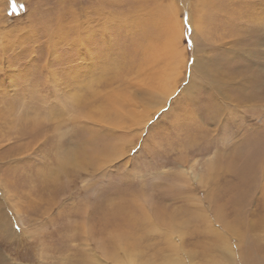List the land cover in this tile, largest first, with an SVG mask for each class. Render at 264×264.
I'll use <instances>...</instances> for the list:
<instances>
[{"label":"rangeland","instance_id":"1","mask_svg":"<svg viewBox=\"0 0 264 264\" xmlns=\"http://www.w3.org/2000/svg\"><path fill=\"white\" fill-rule=\"evenodd\" d=\"M200 1L0 0V264H89L90 258L114 264L112 255L123 256L113 242L119 232L141 241V264L172 256L180 264H207L201 251L208 245L219 264H240L221 254L209 231L229 238L238 252L235 235L222 231L234 222L240 231L253 225L249 241L264 257V159L257 161L264 152V0ZM190 34L186 46L182 38ZM201 41L210 50L202 52ZM191 72L201 83L191 80L186 96L181 91ZM160 79L170 85L174 79V89H151ZM245 95L251 101L240 107L233 99ZM86 96L90 106L69 104ZM110 99H116L112 106ZM109 108L120 115L112 126L82 116ZM249 135L247 153L242 142ZM116 143L119 154L98 163L93 153L104 148L106 154ZM63 144L87 150L62 157L68 161L59 166ZM252 151L262 167L239 193L243 177L233 171L234 161ZM198 192L199 199L215 195L222 207L209 210L203 199L189 207ZM234 197L236 206L228 203ZM143 211L151 216L144 224L138 221ZM170 214L176 222L199 217L187 224L185 237H176L175 255L152 226Z\"/></svg>","mask_w":264,"mask_h":264},{"label":"bare ground","instance_id":"2","mask_svg":"<svg viewBox=\"0 0 264 264\" xmlns=\"http://www.w3.org/2000/svg\"><path fill=\"white\" fill-rule=\"evenodd\" d=\"M200 1V0H199ZM99 2V1H98ZM201 2V1H200ZM217 2V1H216ZM205 3V2H204ZM203 3V4H204ZM200 4L201 3H198L197 4V6H196V8H197V12H198V10H200L199 8H200ZM227 4V3H226ZM205 5V4H204ZM207 6V5H206ZM257 6V5H256ZM202 7V6H201ZM101 9V8H100ZM204 12V11H203ZM202 12V13H203ZM84 14V13H83ZM79 15V14H78ZM95 15V14H94ZM201 15H203V14H201ZM68 17V16H67ZM115 18H117V17H115ZM255 19V18H254ZM264 19V18H263ZM97 20V19H96ZM96 20H94V21H96ZM261 20V19H260ZM259 20V21H260ZM98 21H100V20H98ZM252 21V20H251ZM99 23V22H98ZM102 23H104V22H102ZM100 24V23H99ZM130 24V23H129ZM132 24V23H131ZM137 24V23H136ZM63 26H65V25H62V27ZM73 26V25H72ZM82 26H84L83 24H82ZM130 27H132L131 25H129ZM142 26V25H141ZM160 26V25H159ZM263 26H264V24H263ZM76 27V26H75ZM81 27V26H80ZM136 28H137V26H135ZM231 27V26H230ZM79 28V27H78ZM62 29V28H61ZM61 29H59V31H61ZM67 29H69L70 30V28H67ZM81 29V28H80ZM168 29V28H167ZM181 29V28H180ZM194 29H196V28H194ZM64 30V29H63ZM73 30V29H72ZM76 30V29H75ZM153 30V29H152ZM175 30V29H174ZM68 31V30H67ZM66 31V32H67ZM151 31V30H150ZM182 31V30H181ZM263 31V30H262ZM79 32V31H78ZM159 32V31H158ZM176 32V31H175ZM174 31H172L171 32V34H173V36H174V33H175ZM199 32V31H198ZM258 32V31H257ZM256 32V33H257ZM82 33V32H81ZM80 33V34H81ZM152 33V32H151ZM193 33H196V31L195 32H193ZM192 33V34H193ZM79 34V35H80ZM140 34H142V33H140ZM144 34V33H143ZM150 34V33H149ZM181 34V33H180ZM202 34V33H201ZM258 34V33H257ZM66 35V34H65ZM69 35V34H68ZM71 35H73L72 33H71ZM77 35V34H76ZM83 36H84V34H82ZM208 35V34H207ZM247 35V34H246ZM59 36V35H58ZM74 36H75V34H74ZM78 36V35H77ZM83 36H81V38L83 37ZM205 36V35H204ZM72 37V36H71ZM88 37V36H87ZM147 37H148V35H147ZM157 37V36H156ZM59 38V37H58ZM80 37L78 38V39H81ZM84 38V37H83ZM134 38V37H133ZM194 38V37H193ZM60 39H61V37H60ZM63 39V38H62ZM72 39H73V37H72ZM71 39V40H72ZM78 40L77 38H75L74 37V40ZM157 39V38H156ZM176 39H177V37H176ZM180 39V38H179ZM206 39V38H205ZM66 40V39H65ZM75 40V41H76ZM89 40V39H88ZM127 40V39H126ZM148 40V39H147ZM64 41V40H63ZM74 41V42H75ZM87 41V40H86ZM203 41H204V39H203ZM203 41H201V43H203ZM212 41V40H211ZM64 42H66V41H64ZM151 42V41H150ZM196 42V41H195ZM199 42V41H198ZM205 42V41H204ZM252 42V41H251ZM89 43V42H88ZM87 43V44H88ZM194 43V42H193ZM228 43V42H227ZM73 44V43H72ZM71 44V45H72ZM258 44H260V43H258ZM150 45V44H149ZM177 45V44H176ZM209 45V44H208ZM207 44H202V46L200 45V47H201V49L199 48V46L197 45V49H198V51H199V49L203 52H205L207 49H209L210 50V47L208 46ZM64 46V45H63ZM133 46V45H132ZM139 46V45H138ZM244 46V45H243ZM142 47V46H141ZM178 47V46H177ZM259 47H260V45H259ZM133 48H135V47H133ZM147 48V47H146ZM223 48V47H222ZM132 49V48H131ZM145 49V48H144ZM151 49V48H150ZM215 49V48H214ZM152 50V49H151ZM185 50V49H184ZM240 50V49H239ZM132 51H135L134 49L132 50ZM216 51V50H215ZM142 52V51H141ZM153 52V51H152ZM172 52V51H171ZM201 52V53H202ZM225 52V51H224ZM132 53V52H131ZM144 53V52H143ZM173 53H174V51H173ZM215 53V52H214ZM219 53V52H218ZM221 53V52H220ZM230 53V52H229ZM145 54V53H144ZM136 55V54H135ZM170 55V54H169ZM215 55V54H214ZM219 55V54H218ZM221 55V54H220ZM242 55V54H241ZM140 56V55H139ZM143 56V59H144V55H142ZM174 56V55H173ZM176 57V59H177V54L175 55ZM230 56V55H229ZM261 56H262V54H261ZM141 57V56H140ZM168 57V56H167ZM166 57V58H167ZM202 57V56H201ZM214 57V56H213ZM137 58V57H136ZM135 58V59H136ZM168 58H170V57H168ZM194 58V57H193ZM217 58V57H216ZM141 59V58H140ZM149 59V58H148ZM147 58L146 59H144V61L145 60H147V61H150V60H148ZM174 59V58H173ZM195 59H196V57H195ZM194 59V60H195ZM239 59V58H238ZM136 60H138V59H136ZM167 60V59H166ZM165 60V61H166ZM141 62H143V60L141 59L140 60ZM164 61V62H165ZM169 61V60H168ZM173 61V60H172ZM177 61H178V59H177ZM197 61H198V59H196L195 61H193V63L195 62V64L193 65V71H194V67H196L197 66ZM218 61V60H217ZM241 61H242V59H241ZM133 62V61H132ZM131 62V63H132ZM171 62V61H170ZM223 62V61H222ZM231 62V61H230ZM148 63V62H147ZM168 63V62H167ZM209 63V62H208ZM225 63V62H224ZM128 64V63H127ZM164 64V63H163ZM173 64H174V62H173ZM172 64V65H173ZM231 65H233V64H231ZM170 66H171V63H170ZM169 66V67H170ZM174 66V65H173ZM132 67V66H131ZM145 67V66H144ZM168 67V68H169ZM252 67V66H251ZM250 67V68H251ZM202 68H203V64H202ZM205 68V67H204ZM256 68V67H255ZM165 69V68H164ZM164 69H162V70H164ZM254 69V68H253ZM257 69V68H256ZM166 70V69H165ZM225 70V69H224ZM229 70V69H228ZM237 70V69H236ZM250 70V69H249ZM95 71V70H94ZM204 71V70H203ZM89 72V71H88ZM161 72V71H160ZM159 72V73H160ZM168 72H169V70H168ZM198 72H201V70L200 71H198ZM230 72V71H229ZM204 73L206 74V70L204 71ZM170 74V73H169ZM192 74H193V72H191V78H190V80H189V83L187 82V84H185L186 86H184L183 88H182V93H184L185 92V95L187 96L188 95V86H189V84H190V81L192 80L193 82H199V80H194L193 79V76H192ZM216 74H218V73H214L213 74V76L211 77L212 78V82H214V83H218L217 81H216ZM247 74V73H246ZM256 74H258V73H256ZM171 75H172V71H171ZM252 75V74H251ZM113 76V75H112ZM143 76V75H142ZM153 76V75H152ZM157 76V75H156ZM219 76H221L220 74H219ZM219 76H217V77H219ZM160 77V76H159ZM159 77H157V78H159ZM254 77V76H253ZM111 78H113V77H111ZM167 78V77H166ZM196 78V77H195ZM216 78V79H215ZM102 79V78H101ZM153 79V78H152ZM103 80V79H102ZM163 79H160V82L159 83H156V81H154V83H155V85L156 86H154L153 88H151V89H156L158 86H162L161 88H160V90L161 91H163L164 90V87H166L165 89H166V91H165V93L167 92H169L170 90H173L174 89V85H175V81H174V79H172L173 80V82H174V84H168L167 82H169V81H165V79L162 81ZM171 80V81H172ZM165 81V82H164ZM222 81V80H221ZM220 81V82H221ZM254 81V80H253ZM99 82H101V80H99ZM236 82V81H235ZM199 83H201V82H199ZM226 83V82H225ZM98 84V83H97ZM103 84H105V83H103ZM203 84V83H202ZM221 85H222V87H223V83H220ZM215 85V84H214ZM213 85V86H214ZM254 85H257V84H254ZM168 86H170V90L168 89L169 87ZM229 86V85H228ZM231 86V85H230ZM218 86H216L215 85V89L217 88ZM235 87V86H234ZM89 88V87H88ZM92 88V87H91ZM186 88V90L184 91V89ZM212 88V87H211ZM167 89H168V91H167ZM219 90V89H218ZM92 91H94L93 89H92ZM215 91V90H214ZM172 93V92H171ZM196 93V92H195ZM216 93L218 94L219 92H217V90H216ZM143 94H145L144 92H143ZM147 94V93H146ZM157 94V93H156ZM155 94V95H156ZM170 94V93H169ZM254 94H255V92H254ZM219 95V94H218ZM147 96V95H146ZM190 96V95H189ZM253 96V95H252ZM257 96H259V95H257ZM117 98H120V96L119 97H117ZM116 98V99H117ZM191 98H193V97H191ZM87 99V96L86 97H80L79 99H77V98H72L71 99V103H69V104H72V105H76V106H78L79 104H81V105H87V106H90V102L89 101H87L86 100ZM116 99L114 100H112V99H110L111 100V103H109L108 105L109 106H112L113 105V102L115 103L116 102ZM159 99V98H158ZM187 99V98H186ZM25 99H23V101H24ZM129 100V99H128ZM140 100V99H139ZM160 100V99H159ZM192 100V99H191ZM213 100H215V99H213ZM231 99L229 98V101H230ZM235 102H236V104L238 103V104H240V107H241V104L244 102V101H247V102H249V101H251L250 100V97H249V95H245V96H243V98L242 97H238V96H236L234 99H233ZM119 102V101H118ZM159 102V101H158ZM161 102V101H160ZM190 102V101H189ZM214 102V101H213ZM212 102V103H213ZM234 102V103H235ZM147 103H148V101H147ZM209 103V102H208ZM233 103V104H234ZM122 104V103H121ZM120 103H119V105H121ZM210 104V103H209ZM224 104V103H223ZM226 104V103H225ZM250 104V103H249ZM118 105V106H119ZM126 105V104H125ZM157 105V104H156ZM206 105V104H205ZM212 106H213V104H211ZM231 105V104H230ZM211 106V107H212ZM233 106H236V105H233ZM237 106H239V105H237ZM244 106V105H243ZM64 107V106H63ZM65 107H68V106H65ZM73 107V106H72ZM126 107V106H125ZM136 107V106H135ZM138 107V106H137ZM161 107H163V106H161ZM216 107L218 108V105L216 104ZM69 109H70V107H68ZM208 108H210V106L208 107ZM227 108H229V107H227ZM74 109V108H73ZM110 109V108H109ZM64 110V109H63ZM133 110V109H132ZM213 110V109H212ZM222 109H220V111H221ZM227 110H229V109H227ZM6 111V110H5ZM209 111V110H208ZM226 111V110H225ZM15 112V111H14ZM61 112V111H60ZM64 111H62L61 113H63ZM97 113H96V116H95V114H94V116L92 115V113H86V114H83L82 116L85 118V119H88V120H93V123L96 121V123L99 121V122H103L104 124H106V125H115L114 124V121L117 119V122H115V123H119V121H118V119L120 118V115L118 116V112L117 111H115V110H113V108H111L110 110H109V112L108 111H104V110H98V111H96ZM158 112V111H157ZM65 113V112H64ZM207 113V112H206ZM224 113V112H223ZM66 115H68L67 113H65ZM120 114V113H119ZM208 114V113H207ZM12 115V114H11ZM71 115V114H70ZM135 116H136V114H134ZM133 115V116H134ZM65 116V115H64ZM132 115H131V117H133ZM138 116V115H137ZM136 116V117H137ZM39 117V116H38ZM75 117V116H74ZM127 117V116H126ZM138 117H141V116H138ZM137 117V118H138ZM60 118H62V117H60ZM66 118V117H65ZM64 117H63V119H65ZM50 119V118H49ZM121 119H122V117H121ZM125 119V118H124ZM133 119H136L135 117H133ZM41 120V119H40ZM123 120V119H122ZM128 120H129V117H128ZM145 120V119H144ZM17 121V120H16ZM15 121V122H16ZM55 121H56V119H55ZM64 121V120H63ZM62 121V122H63ZM121 121V120H120ZM133 121V120H132ZM136 121V120H135ZM61 123V122H60ZM134 123V122H133ZM43 124V123H42ZM64 124V123H63ZM77 124V123H76ZM99 124V123H98ZM104 124H102V125H104ZM122 124V123H121ZM20 125V124H19ZM32 125V124H31ZM62 125V124H61ZM61 125H59V126H61ZM78 125V124H77ZM100 125V124H99ZM111 125V126H112ZM32 127V126H31ZM121 127V126H120ZM118 128V127H117ZM117 128H115V129H117ZM135 129V128H134ZM245 130V129H244ZM110 131V130H109ZM136 131V130H135ZM65 132V131H64ZM80 132V131H79ZM112 132H113V130H112ZM62 133V132H61ZM108 134V133H107ZM129 134V133H128ZM134 134V133H133ZM109 135V134H108ZM122 136V135H121ZM109 137V136H108ZM249 138H250V135L248 136ZM247 137V138H248ZM122 138H123V136H122ZM106 139V138H105ZM129 139H130V137H129ZM85 140H87V139H85ZM245 140V139H244ZM251 138H250V140L249 141H243L242 143H244V142H246V144L248 145V147L247 146H245L246 147V149H247V153H248V149H249V147H250V145H252L251 144ZM101 143V142H100ZM259 144L261 145V140H259ZM80 145V144H79ZM98 145V144H97ZM96 145V146H97ZM130 148V147H129ZM246 149H245V151H246ZM60 151H57V153H56V156H57V160H59V162H60V164H59V166H62V164L63 163H65V162H67L68 160H66V159H63V161H62V157H65V158H67V159H69L70 158V160L72 159V156H78V157H83L82 156V154H84L85 155V152H86V148L85 147H83V146H77V147H74L73 148V146L72 145H70V144H63V149H59ZM103 150H104V148H103ZM102 150V151H103ZM102 151H97V153H93L94 154V156H96V158H97V160H98V163L100 162V164H104L105 162H108V159L107 158H112V157H115L116 155H118L119 154V152L121 151V146L119 145V143H116L115 144V146H113V147H110V145L108 146V150H106V154L103 152V153H101ZM107 151H109V153H110V156H109V154L107 153ZM73 152H74V154H73ZM238 152H239V150H238ZM82 153V154H81ZM240 153V152H239ZM242 153H245V152H242ZM242 153H240V154H242ZM253 154H254V151H252V152H250L248 155H247V157H243V156H246V155H243L242 157L243 158H241V157H239V158H241V159H238V157H237V159L234 161V163H235V165H234V167L232 168L233 169V171H235V173H236V171H239V173L242 175V177H243V181L241 182V184L239 185V188L240 189H238V191H239V193H241V190L242 189H245V188H249L251 185H250V181L248 180V177L249 176H251V175H254V174H256L258 171H259V168H261L262 166H256V162H254V161H256V160H252V157H253ZM95 158V157H94ZM254 159H256L255 157H254ZM261 159H264V152H263V156H259V158L257 159V161L259 162L260 161V163H261ZM107 160V161H106ZM88 161V160H87ZM264 161V160H263ZM95 162V161H94ZM83 163H86L85 161H83ZM93 164V163H92ZM211 164H213V162L211 163ZM94 165H96V164H94ZM98 165V164H97ZM209 165V164H208ZM207 165V166H208ZM258 165H260V164H258ZM76 166V165H75ZM80 166V165H79ZM263 166H264V164H263ZM66 167V166H65ZM95 167V166H94ZM209 167V166H208ZM214 166H211L209 169H212ZM76 168V167H75ZM97 168V167H96ZM103 168H105L104 166H103ZM226 168V167H225ZM229 168V167H228ZM227 168V169H228ZM192 169V168H191ZM231 169V170H232ZM104 170V169H103ZM213 170V169H212ZM215 170L217 171V169L215 168L212 172H213V174H215L216 172H215ZM262 170V169H261ZM60 171V170H59ZM207 171V170H206ZM211 171V170H210ZM226 172H227V170H225ZM57 172H58V170H57ZM98 172H99V170H98ZM101 172V171H100ZM229 172V171H228ZM227 172V173H228ZM189 173V172H188ZM208 173V172H207ZM206 173V174H207ZM263 173V172H262ZM85 174V173H84ZM237 174V173H236ZM260 175V174H259ZM262 175V174H261ZM105 177V176H104ZM161 177V176H160ZM164 177V176H163ZM188 177V176H187ZM216 177V176H215ZM103 178V177H102ZM199 179H200V181L198 180V182L199 183H202V177H199ZM261 179V178H260ZM67 181V180H66ZM262 182L264 181V179L263 180H261ZM255 182V181H254ZM190 183V182H189ZM255 184H256V182H255ZM264 184V183H263ZM34 185V184H33ZM41 185V184H40ZM90 185V184H89ZM110 185V184H109ZM233 186V185H232ZM235 186V185H234ZM256 186H257V184H256ZM36 187V186H35ZM231 187V186H230ZM238 187V186H237ZM175 188V187H174ZM253 188V187H252ZM104 190H106V189H104ZM108 190V189H107ZM235 190V189H234ZM233 190V191H234ZM172 191V190H171ZM199 191V190H198ZM212 191V190H211ZM236 191V190H235ZM244 191V190H243ZM51 192V191H50ZM114 192H116V191H114ZM237 192V191H236ZM235 192V193H236ZM113 193V192H112ZM239 193H237L238 195L237 196H240L241 194H239ZM198 194H199V192L198 193H195V194H193V198H191L190 200L192 201V203L191 204H188V206L190 207V206H192V207H195V206H197V205H200L201 206V199H203V201L204 202H207V204H208V207H209V210H210V208L212 209H214V208H221L222 206H220V205H218V203H216V200H217V197L215 196V195H209V194H207L205 197L203 196V198H200L199 199V197L200 196H198ZM230 194V193H229ZM229 194H227V195H229ZM102 195V194H101ZM36 196V195H35ZM99 196V195H98ZM40 197V196H39ZM73 197V196H72ZM143 197V196H142ZM233 197V196H232ZM229 199V198H228ZM188 200V199H187ZM206 200V201H205ZM253 200V199H252ZM168 201V200H167ZM202 201V202H203ZM215 201V202H214ZM146 202V201H145ZM188 202H190V201H188ZM251 202V201H250ZM41 203V202H40ZM54 203V202H53ZM56 203V202H55ZM79 203V202H78ZM220 203V202H219ZM228 203H230V204H233V205H237V198L236 197H234V198H232ZM138 205H139V202H138ZM193 205H195V206H193ZM143 206V205H142ZM206 206V205H205ZM144 207V206H143ZM263 207V206H262ZM86 208H88V206L86 207ZM90 209V208H89ZM149 209V208H148ZM194 209H196V208H194ZM208 209V208H207ZM223 209V208H222ZM87 210V209H86ZM150 210V209H149ZM197 210H199L198 208H197ZM201 210V209H200ZM206 210V209H205ZM74 211V210H73ZM151 211V210H150ZM216 211V210H215ZM60 212V211H59ZM79 212V211H78ZM88 212V211H87ZM217 212V211H216ZM221 212V211H220ZM244 212V211H243ZM86 213V212H85ZM85 213H83V214H85ZM120 213V212H119ZM144 213V214H143ZM143 213L141 214V218H140V220H138V221H141V222H143V224L145 223V222H147V220L148 221H150L151 219V216H150V214H148L147 212H145V211H143ZM180 213V212H179ZM211 213H212V211H211ZM218 213H219V211H218ZM237 214H238V212H236ZM240 213V212H239ZM196 214V213H195ZM195 214H192V215H190V217H187L185 220H182V221H180V222H176L173 218H172V216H171V214L170 215H167V218H165L163 215L162 216H157V219H158V221L156 222V224L155 225H153L152 224V226L154 227V229L156 230V231H160V232H162L163 234H164V236L167 238V240L166 241H168V249H169V252H170V254L171 255H175V254H178V253H180V249L178 248L179 246L177 245H175L174 244V241H176L175 239H176V237H181V238H183V237H185L186 235H187V229H188V227H187V229H186V226H187V224H189L191 221H195L197 218H199L197 215H195ZM206 214V213H205ZM207 214H208V212H207ZM222 214V213H221ZM64 215V214H63ZM200 215V214H199ZM209 215V214H208ZM214 215H216V214H214ZM186 216V215H185ZM205 215L203 214V217H204ZM207 216V215H206ZM16 217H18V216H16ZM15 217V218H16ZM89 217V216H88ZM210 217V216H209ZM219 217V216H218ZM213 218V217H212ZM216 218V217H215ZM221 218H222V216H221ZM234 218V217H233ZM237 218V217H236ZM20 219V218H19ZM181 219V218H180ZM184 219V218H183ZM206 219V218H205ZM225 219V218H224ZM132 220V219H131ZM202 220V219H201ZM211 220V219H210ZM230 221V220H229ZM238 223L239 224H241V219H239L238 218ZM203 222V221H202ZM211 222H212V220H211ZM216 222V221H215ZM217 222H219V221H217ZM244 222V221H243ZM252 222V221H251ZM262 222V221H261ZM75 223V222H74ZM87 223V222H86ZM85 222H84V224H86ZM106 223V222H105ZM221 223V222H220ZM226 223H228V222H226ZM247 223V222H246ZM78 224V223H77ZM134 224L136 225V226H134ZM137 224L139 225V223L138 222H134L132 225H130L129 226V228H130V230H137L138 229V227H137ZM212 224V223H211ZM107 225V224H106ZM198 225V224H197ZM207 225V224H206ZM209 225V224H208ZM221 225V224H220ZM223 225V224H222ZM236 225H237V223L236 222H234L233 224H231V225H229V226H227L225 229L223 228L222 229V231L225 233V234H227L228 235V233H230V234H233V235H235V237L237 238V240H238V243H240V244H238L239 245V251L238 252H235V251H233L232 249H231V247H230V240H228L223 234H220V233H215L216 231H215V229H214V227H213V229L214 230H209V231H212V232H209L208 234H214V238H212V241H213V243H215V244H217V247L218 248H220V252H221V254L222 255H226L227 256V258L229 257V259L230 260H233V261H235V259H238V261H237V263H240V264H264V257H260L259 256V251H258V249H257V246H256V244H255V242H250L249 240V236H248V234L250 233V232H252L251 230L253 229V225H247V227H246V229L245 230H242V231H240L239 229H237V227H236ZM90 226V225H89ZM73 227H74V225H73ZM106 227V226H105ZM216 227V226H215ZM223 227V226H222ZM255 227V226H254ZM77 228H78V226H77ZM83 228V227H82ZM89 228V227H88ZM133 228V229H132ZM257 228V227H256ZM87 229V228H86ZM85 229V231H87ZM221 229V228H220ZM7 230V229H6ZM89 230H90V228H89ZM86 233V232H85ZM90 233V232H89ZM131 233V232H130ZM66 234V233H65ZM86 234H88V232L86 233ZM118 235H116L115 237H113V242L114 243H116L117 245V248L118 247H121L122 248V250H123V256L121 257H119V255L120 254H116V257H113L114 255H112V259L111 258H108V257H106L107 256V252H106V250L108 249L107 247H106V249H105V245H103L104 246V249H102V252L104 253V255H106L105 257L107 258V259H111L112 261H113V263L114 264H120V262H122V264H141L139 261H140V255L139 254H137L138 253V251H140V243H141V241H139L138 239H132L128 234L127 235H123V234H126V233H117ZM134 234V233H133ZM162 234V235H163ZM91 235V234H90ZM232 235V236H233ZM264 235V234H263ZM209 236V235H208ZM73 238V237H72ZM91 238V237H90ZM141 238V237H140ZM234 238V237H233ZM235 238V239H236ZM96 239V238H95ZM179 239V238H178ZM211 239V238H210ZM97 240H99V239H96V241ZM143 240V239H142ZM92 241H95V240H92ZM179 242H182V240H180ZM263 242V241H262ZM97 243V242H96ZM100 244L101 243H103V242H99ZM104 244H107V243H104ZM183 244V243H182ZM95 246H97V245H95ZM99 246V245H98ZM106 246H108V245H106ZM116 246H115V248H116ZM237 246V245H236ZM101 248V247H100ZM114 248V247H113ZM182 249H184V248H182ZM181 249V250H182ZM94 250V249H93ZM96 250V249H95ZM98 250V249H97ZM94 252V251H93ZM97 252V251H96ZM115 252H118V251H115ZM109 253V252H108ZM201 253L203 254V257H204V259L206 260V262H207V264H219V262L215 259V257L213 256V255H211V253H212V249H211V247L208 245V246H203L202 247V251H201ZM93 254V253H92ZM146 255V254H145ZM188 255V254H187ZM181 256H183L182 254H181ZM99 257V256H98ZM173 258H175L174 256H172ZM172 257H169V258H167L166 260H163V262H161V264H180V262H176V261H173L171 258ZM97 258V257H96ZM105 259V258H104ZM122 259H124V260H122ZM163 259V258H162ZM122 260V261H121ZM95 261V260H94ZM94 261H93V259H89V264H97V263H99V261L97 262V263H94ZM225 261V260H224ZM151 262V261H150ZM236 263V262H235ZM234 263V264H235ZM86 264V263H85ZM100 264V263H99ZM230 264H232V261L230 262Z\"/></svg>","mask_w":264,"mask_h":264},{"label":"snow or ice","instance_id":"3","mask_svg":"<svg viewBox=\"0 0 264 264\" xmlns=\"http://www.w3.org/2000/svg\"><path fill=\"white\" fill-rule=\"evenodd\" d=\"M181 17H182V19H185V20L187 19V18L183 17V13H181ZM188 30L191 33V28H189ZM182 39H183V42L185 43V45L187 46V41L185 40V38H182ZM188 39H192L191 34L188 36Z\"/></svg>","mask_w":264,"mask_h":264},{"label":"trees","instance_id":"4","mask_svg":"<svg viewBox=\"0 0 264 264\" xmlns=\"http://www.w3.org/2000/svg\"><path fill=\"white\" fill-rule=\"evenodd\" d=\"M186 36H187V33H186ZM188 40H189V39L187 38V40H186V41H187V43H188ZM187 45H188V44H187Z\"/></svg>","mask_w":264,"mask_h":264}]
</instances>
